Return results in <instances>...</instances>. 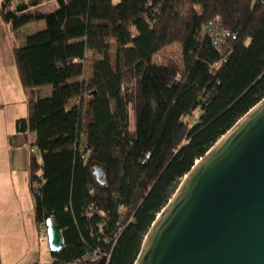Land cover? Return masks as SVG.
<instances>
[{"label": "trees", "instance_id": "obj_1", "mask_svg": "<svg viewBox=\"0 0 264 264\" xmlns=\"http://www.w3.org/2000/svg\"><path fill=\"white\" fill-rule=\"evenodd\" d=\"M0 17L13 32L45 24L13 46L31 91L14 137H28L36 224L63 231L52 264H104L86 260L98 249L134 264L179 182L264 99V0H0ZM173 46L182 67L154 61Z\"/></svg>", "mask_w": 264, "mask_h": 264}, {"label": "water", "instance_id": "obj_2", "mask_svg": "<svg viewBox=\"0 0 264 264\" xmlns=\"http://www.w3.org/2000/svg\"><path fill=\"white\" fill-rule=\"evenodd\" d=\"M95 177L105 183L102 169ZM52 254L63 231L45 222ZM134 264H264V99L185 176Z\"/></svg>", "mask_w": 264, "mask_h": 264}, {"label": "rangeland", "instance_id": "obj_3", "mask_svg": "<svg viewBox=\"0 0 264 264\" xmlns=\"http://www.w3.org/2000/svg\"><path fill=\"white\" fill-rule=\"evenodd\" d=\"M17 1V0H15ZM56 10V4L54 2L47 3L32 12H52ZM45 24L33 23L29 24L17 32L11 31L7 27L0 17V57L6 59L12 67H15V59L13 55V46L22 47L28 36H31L37 32L44 30ZM154 61H162L168 64H177L182 67V53L181 48L178 46H173L168 48L160 57H155ZM16 69V68H15ZM93 74V67L91 64L86 65L85 75L83 79H88ZM11 81V77L9 79ZM44 89H52L50 86H45ZM30 93L31 91H27ZM47 90H43L41 94L46 93ZM22 150H25L28 154V159L26 167L23 165L14 172V176L11 178V173L8 175L10 177L9 181L1 185L0 189V213H2L5 218L6 224L3 229V236L0 239V247L2 248L5 259L11 261V264H33L30 259H35L38 262L39 253L44 256L42 263L50 262L51 252L48 245L46 236L41 231H38V227L34 222L33 209L34 202L33 197L29 188L28 183V170L30 165V151L28 145L22 146ZM5 161L0 159V170H10V164L8 162V157H5ZM185 178V177H184ZM184 178L176 186L175 193L178 190L180 184ZM173 194V196L175 195ZM172 196V198H173ZM171 198V199H172ZM1 219V218H0ZM2 225V223H0ZM18 248L17 255L14 252ZM28 252L33 253V255L26 260H23ZM5 262L7 263V261Z\"/></svg>", "mask_w": 264, "mask_h": 264}, {"label": "crops", "instance_id": "obj_4", "mask_svg": "<svg viewBox=\"0 0 264 264\" xmlns=\"http://www.w3.org/2000/svg\"><path fill=\"white\" fill-rule=\"evenodd\" d=\"M16 67H12L10 63L6 60L0 57V159L6 160L5 157H8V162L10 164L11 169L10 170H0V187L5 182L9 181L10 177L12 178L14 176V172L20 169V167L25 168L28 154L25 150H22V146L28 145V137L26 136H16V130H15V124L16 121L19 119H23L27 116V100L29 98V93L24 90L20 84ZM11 77V81L9 80ZM51 87V86H50ZM44 87H39L33 90V92L36 94L38 98H49L52 95L53 88L52 89H44ZM43 90H47L46 93L41 94ZM14 138V139H13ZM11 173V176L8 175ZM29 183V180H28ZM30 188V187H29ZM1 191V189H0ZM31 191V190H30ZM32 194V193H31ZM34 202V201H33ZM2 202L0 201V205ZM1 210V208H0ZM6 216H3L2 213H0V239L3 236V229L5 227ZM33 217H34V209H33ZM35 222V218H34ZM36 224V222H35ZM38 231H41L46 234V227L41 228L37 224ZM18 248H16L14 255H17ZM21 254L17 255L20 256ZM33 253L28 252V254L25 255L23 260H27L29 256L31 257ZM4 252L2 248L0 247V264H11L10 260L5 259ZM39 260L38 262L35 259H30V263L33 264H52L54 262V258L51 253V260L48 263H42V259L44 256H42L41 253L38 255ZM7 261V263L5 262Z\"/></svg>", "mask_w": 264, "mask_h": 264}, {"label": "built area", "instance_id": "obj_5", "mask_svg": "<svg viewBox=\"0 0 264 264\" xmlns=\"http://www.w3.org/2000/svg\"><path fill=\"white\" fill-rule=\"evenodd\" d=\"M209 28L211 29V31L213 32V37H212V40H213V43L215 46H221L222 44H224L226 42V38L229 37V34L228 33H225L223 32V29L221 27V24L216 21V22H213V23H210L209 24ZM205 37H206V34L205 32H202L200 37H199V41L201 43H203L205 41ZM104 256L106 259L104 264H108L109 261H110V258L111 256L110 255H106V254H103L100 249H98L97 251L94 252L93 255L91 256H88L86 258V260H90V261H94L95 259H97L99 256Z\"/></svg>", "mask_w": 264, "mask_h": 264}]
</instances>
